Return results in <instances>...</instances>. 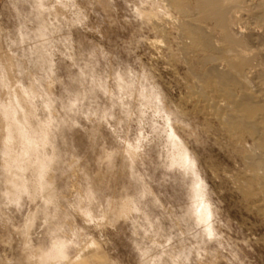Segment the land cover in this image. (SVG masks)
I'll return each instance as SVG.
<instances>
[{
    "label": "rangeland",
    "instance_id": "374dc122",
    "mask_svg": "<svg viewBox=\"0 0 264 264\" xmlns=\"http://www.w3.org/2000/svg\"><path fill=\"white\" fill-rule=\"evenodd\" d=\"M15 2L0 0L1 42L14 38L26 19L31 39L13 49L38 80L37 118H55L63 233L77 246L68 263L264 264V196L257 185L251 198L242 190L246 174L218 119L229 105L217 102L219 111L212 110L192 98L198 85L193 67L200 56L181 53L183 41L173 21L182 17L164 12L160 0H41L47 35L34 40L40 2ZM242 16L238 37L247 39L250 50L263 49L258 36L264 28L252 24L251 13ZM158 22L167 23L168 34L156 30ZM201 23L205 31H217L212 23ZM252 78L257 94L264 86L257 75ZM209 96L217 100V93ZM184 152L194 158L191 169L174 163ZM90 189L94 194L88 200ZM127 198L136 200L139 212L117 218L113 205ZM0 202V264H33L27 262L28 247L51 242L48 224L36 213L40 200L24 199L19 207ZM206 206L209 226L191 214ZM34 213V224L24 234Z\"/></svg>",
    "mask_w": 264,
    "mask_h": 264
},
{
    "label": "bare ground",
    "instance_id": "6f19581e",
    "mask_svg": "<svg viewBox=\"0 0 264 264\" xmlns=\"http://www.w3.org/2000/svg\"><path fill=\"white\" fill-rule=\"evenodd\" d=\"M39 2L35 13L38 29L36 32L34 31L35 33L32 37L34 40L46 37L48 29L45 22L41 19L43 1L39 0ZM160 2L161 6H164V12L168 13V10H173L182 17V19L178 18V21L176 19V21H173L177 25L176 32H179V37L183 41L182 49L180 48L182 50L181 53L183 52L187 56L196 53L200 56H198L197 61L194 59L196 61L193 67L196 74L194 76L197 78L198 85L196 86L197 88L194 86L196 89L192 91V98L212 110L216 108L217 102H224V108L227 107V104L229 105L227 110L223 109L222 114L218 112L217 108L219 107L216 110L220 114L218 119L223 126L222 129L228 131L230 144L237 153L239 162L244 170V176L246 174L240 182L242 190L246 191V194H249L251 198L254 196L252 189L257 185L261 195L264 196V87L257 94L251 90L252 77H255V75H257L262 86H264V34L258 36L259 41H261L259 46L263 49L257 48L256 50H250L247 39H242L237 34V29L241 23V21L239 23V20L246 11L252 14L253 20L256 22L254 23L253 21L252 24H259L261 28H264V0H160ZM36 4L38 5V3ZM155 4L153 6L156 7ZM19 16H16V13L14 15V17ZM188 18L199 24L201 22L204 25L206 24L205 22L212 23L214 28L211 30H217L216 32H219L218 35H215L216 32L214 31L215 34L205 31L203 27L197 25L198 23L194 24ZM151 19L153 18H150V21H153ZM24 21L25 23L27 22L26 19ZM165 22H169V19ZM25 23L23 26L20 22V25L17 26L18 29L14 34V38L6 35L10 40L6 38L7 40L4 43L1 42L4 32L0 25V176L2 179L0 180V200L3 198L9 202H7L8 204H15L18 207L24 199H28L31 202L40 200L41 204L35 211L37 214L43 215L45 223L48 224L51 242L48 247L40 246L33 249V246H29L27 262L33 264H67L71 258V248L77 246L74 240H70L63 233L66 219H64L65 213L60 208L61 196L55 185L56 172H59L60 169L61 154H59L55 146L52 135L54 130L53 119L55 118L50 117L46 121L39 120L41 117L39 118L36 114V100H39L42 94L39 90L38 80L31 71H27L25 63L21 62L20 59L18 60L14 54L16 46H21L25 44L24 42L31 39ZM154 26L157 31L163 34L167 33L166 30L169 29L167 28V23L166 27L163 23L154 24ZM254 26L258 27V25ZM7 33L11 34L9 31ZM33 54V50L28 53L30 63L34 62L32 60ZM25 79L28 80V83L24 81ZM210 92L217 93V100L209 96ZM44 105L45 108H50L48 102L44 101ZM248 143H250V146H248ZM187 149L185 150L187 151ZM181 151L179 153L182 156ZM174 153H177V150ZM189 156L188 153L184 152L183 157L177 156L178 158L172 159L179 167L188 165L189 169H191L190 167L194 165V158L192 161ZM249 177H251L250 180ZM197 185L193 186L194 197H198L201 193ZM92 193L94 194L92 189H90L86 196L88 200L91 199ZM207 207L202 208L201 211L194 210L191 214L197 218V221L209 226L211 212H209ZM2 209L1 206L0 212ZM112 209H114L113 211H115L117 218H127L133 212H139L136 200L131 198L113 205ZM190 211L191 209L188 212ZM81 212L86 217L90 216L87 210ZM36 213L28 217L23 230L24 234L29 233L30 228L34 224ZM207 235L209 236L210 234L208 233ZM80 260H77L78 263L76 261V263L72 262L80 264Z\"/></svg>",
    "mask_w": 264,
    "mask_h": 264
}]
</instances>
